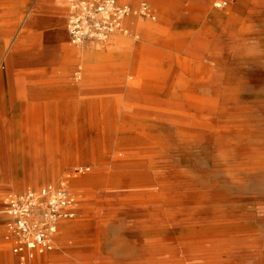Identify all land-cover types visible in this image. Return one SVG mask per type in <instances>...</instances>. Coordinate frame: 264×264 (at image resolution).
<instances>
[{
  "label": "bare ground",
  "instance_id": "obj_1",
  "mask_svg": "<svg viewBox=\"0 0 264 264\" xmlns=\"http://www.w3.org/2000/svg\"><path fill=\"white\" fill-rule=\"evenodd\" d=\"M124 1L136 6L141 0ZM148 1L156 7L169 6L162 0ZM199 1L204 5L209 0ZM243 1L235 0L224 12L210 10L207 17L227 31L234 30ZM64 19L60 13L50 21H25L29 30L25 40L37 37L36 45L41 50L32 57L44 71L51 68L67 72L57 66L58 62L64 59L63 55L67 58L77 54L65 46ZM143 27L140 24V29ZM233 39L237 47L244 43L237 37ZM200 40H193L186 51L188 56H198L199 51L194 48L200 49ZM3 44L6 45L3 41L0 46ZM145 50L148 56L141 59L138 73L151 76L155 71L165 74L172 69L163 63L171 61V55L151 48ZM84 53L87 59L91 58L88 51ZM4 56L5 51L0 50V92L5 71L12 70ZM222 69L225 72L212 73L206 66L185 69L196 78L199 74L204 77L173 90L157 89L155 92L163 97L142 96V88L133 85L130 92L136 97L131 99L124 97L123 83L101 76L103 84H116L118 96H110V88L105 87L101 97L89 95L77 101H61L60 106L68 108L67 116L75 122L76 133L88 129L93 135L92 145L99 146L91 148L92 159L109 161L110 168L104 174L112 184L106 203L96 207L94 232L84 225L71 227L61 222L58 226L57 234H74L84 245L94 243L93 255L88 254L92 247H85L52 255L46 264H264L257 262L256 247L261 240L254 219L230 207L232 201L222 182L233 187L239 177L262 172L250 160L251 149L244 146L247 141L242 134L252 124L245 103L249 96L243 94L239 83L242 69L238 64ZM59 76L65 80L68 75ZM19 86L18 92L13 91L10 104L3 103L0 111V131L10 129L11 143L15 145L8 148L9 175L13 177V160L22 158V164L33 166V170L26 171L29 177L44 179L70 161L72 152L69 146L68 151H62L59 137L51 129V124H57L58 114L44 111L43 103H39L40 93H33L31 85L28 91L23 84ZM25 146L31 148V155L24 156L22 152L19 156L17 153ZM104 182L103 178L89 176L73 178L70 185L77 188ZM119 206L127 220L114 227L107 251V226L117 222L105 221L104 214L113 213ZM12 263L11 254L0 252V264Z\"/></svg>",
  "mask_w": 264,
  "mask_h": 264
},
{
  "label": "rangeland",
  "instance_id": "obj_2",
  "mask_svg": "<svg viewBox=\"0 0 264 264\" xmlns=\"http://www.w3.org/2000/svg\"><path fill=\"white\" fill-rule=\"evenodd\" d=\"M78 1L0 0V44L3 41L6 43L0 46V50L5 51L3 60L8 59L12 65V70L5 71L4 74V87L0 92V111L3 103L9 105L13 100V91L18 92L19 84L26 86L27 91L31 85L33 93H40L39 103H43L44 111L52 115L58 114L57 124H51V129L57 133L62 151L70 149L72 152L70 161L57 167L55 175L50 173L44 179L38 176L29 177L26 171L33 170V166L27 167L22 164L24 161L22 158L13 160V177H11L9 175L11 166L7 155L8 148L15 146L11 143L13 134L7 127L1 129L0 146L4 150L0 151V252L11 254L12 264H16V257L11 253L10 245L6 241V217L3 213L5 200L10 194H20L48 183L67 182L69 190L79 196L80 203L75 218L62 223L71 227L84 225L92 228L93 232L97 224L96 207L103 206L109 198L110 191L107 190L112 181L104 174L110 168L107 166L109 161L92 159L91 148L96 149L99 146L92 145L93 135L88 129L82 128L76 133L75 122L68 118V108L60 106L61 101L64 99L77 101L89 95L101 97L104 95L105 87L110 88L107 91L110 96H118L116 84H103L102 78L105 76L113 83H123L125 91L123 95L126 99L136 97V94L130 92L133 85L142 88L143 92L140 94L142 96L163 97V94L158 95L155 91L160 88L173 90L175 86L189 84L204 77L203 74H199L196 78L193 72L185 69L206 66L215 73L225 72L222 67L229 68L238 64L242 69L240 88L243 94L249 96L245 103L248 107L247 116L252 124L250 129L242 134L247 141L244 146L251 149L253 154L250 160L262 172L255 176L239 177L240 180L233 187L227 182H222L228 189L232 201L230 207L254 219L258 238L261 240L256 247L257 262L264 263V0H244L240 5V12L236 14L239 19L238 25L234 30L228 31L224 26L215 24L207 17V13L210 10L227 11L235 0L224 9L214 7L216 0H209L204 5L199 0H163L169 5L166 8L156 7L146 0L151 16L140 14L141 1L136 6H132L127 1L119 0V4L131 7L129 16L132 18L128 16V20H124L123 32L112 34L103 41L73 45L67 37L65 25L69 12ZM60 13L65 18L63 23L65 46L76 50L77 54L67 58L63 55L64 59L60 60L61 63L58 62L57 66L60 65L59 68L62 67V70L67 72L52 71L51 68L44 71V67L32 57L37 56L41 50V46L36 45L37 37H31L29 42L25 40L29 32L25 21L32 18L50 21ZM140 24L145 28L140 29ZM35 33L32 32V35ZM225 33L228 37L224 35ZM236 37L244 41L239 47L233 39ZM196 39H201L202 42L200 49L199 46L194 48L199 54L188 56L186 51ZM147 48L171 55L173 59L164 60L163 63L170 65L172 69L165 74L155 71L151 76L138 73L137 69L142 65L141 59L148 56L145 52ZM84 51L90 53V59L86 58ZM66 73L68 76L65 80L59 76ZM149 89L154 92H148ZM69 91L71 92L68 93ZM67 93L70 95L68 96ZM53 149L55 151V148ZM22 152L24 156H30L31 148L25 146L17 154L21 156ZM13 154L16 155L15 149ZM86 169H95V171L89 172ZM89 176L103 178L105 182L99 186L77 188L70 185L73 178ZM124 213L119 206L113 213L104 214L105 221L117 222L114 226H107V241H105L107 251L114 227L125 224L127 220ZM85 247H92L87 249H89L88 254L93 255L94 243L84 245L74 234L63 236L58 232L53 250L38 256L34 264H46L52 255H62L74 250L81 251V248ZM83 253L86 254V251Z\"/></svg>",
  "mask_w": 264,
  "mask_h": 264
},
{
  "label": "built area",
  "instance_id": "obj_3",
  "mask_svg": "<svg viewBox=\"0 0 264 264\" xmlns=\"http://www.w3.org/2000/svg\"><path fill=\"white\" fill-rule=\"evenodd\" d=\"M231 1L216 0L214 7L224 9ZM139 7L142 16H151L145 2ZM130 13L131 7L119 4V0H79L66 21L68 39L73 45L106 40L123 32ZM79 199L67 182L48 183L7 196L3 211L6 241L16 264H34L38 256L53 250L59 224L75 218Z\"/></svg>",
  "mask_w": 264,
  "mask_h": 264
},
{
  "label": "crops",
  "instance_id": "obj_4",
  "mask_svg": "<svg viewBox=\"0 0 264 264\" xmlns=\"http://www.w3.org/2000/svg\"><path fill=\"white\" fill-rule=\"evenodd\" d=\"M163 1V0H162ZM141 2H145V3H147V1L146 0H141ZM72 11V10H71ZM71 11L69 12V14L71 13ZM69 16V15H68ZM68 37V36H67Z\"/></svg>",
  "mask_w": 264,
  "mask_h": 264
}]
</instances>
